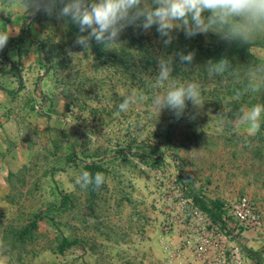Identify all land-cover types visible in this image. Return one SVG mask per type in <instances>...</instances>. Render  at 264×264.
<instances>
[{
    "label": "rangeland",
    "instance_id": "rangeland-1",
    "mask_svg": "<svg viewBox=\"0 0 264 264\" xmlns=\"http://www.w3.org/2000/svg\"><path fill=\"white\" fill-rule=\"evenodd\" d=\"M21 23L0 50V264H177L160 214L179 195L224 208L248 198L262 227L242 245L251 264H264V113L255 133L236 119L250 106L214 110L208 100L186 101L179 118L165 108L155 119L148 101L117 116L121 93L160 91L151 79L170 54L146 46L155 25L126 27L120 51L94 40L85 51L75 40L87 33L68 18L27 13ZM180 33L164 51L184 82ZM217 48L264 59L258 46ZM81 171L102 173L104 184L75 185Z\"/></svg>",
    "mask_w": 264,
    "mask_h": 264
},
{
    "label": "clouds",
    "instance_id": "clouds-1",
    "mask_svg": "<svg viewBox=\"0 0 264 264\" xmlns=\"http://www.w3.org/2000/svg\"><path fill=\"white\" fill-rule=\"evenodd\" d=\"M22 6L28 14L43 12L48 16L55 15L57 19H70L80 33H87L75 40L85 51L93 40L105 50L120 51L123 45L119 37L130 25L143 30L155 25L165 46L172 42L174 29H183L187 38L212 32L224 40L240 41L249 46L264 38V0H22ZM205 12L207 16L203 15ZM8 39L9 32H0V50ZM193 56L191 52L179 54V59L181 63L191 64ZM172 62L171 56H162L157 61L158 73L151 80L160 91L150 97L135 91L121 93L120 102L114 106L112 101L114 114L119 116L131 105L146 101L150 102L155 119L165 108L173 110L179 118L184 113L186 101L195 107L202 106V83L198 80L177 81L171 75ZM203 70L209 80L231 74L235 78L242 77L248 91L264 92V59L248 63L240 70L233 68L227 59L215 63L209 60ZM239 95L237 91L235 96L238 98ZM262 113L264 103H256L246 111L241 110L236 119L248 132L255 133L261 128ZM216 131L223 132L222 120ZM74 179L75 185L81 188L90 185L99 188L105 182L104 175L99 172L81 171Z\"/></svg>",
    "mask_w": 264,
    "mask_h": 264
},
{
    "label": "built area",
    "instance_id": "built-area-1",
    "mask_svg": "<svg viewBox=\"0 0 264 264\" xmlns=\"http://www.w3.org/2000/svg\"><path fill=\"white\" fill-rule=\"evenodd\" d=\"M196 201L193 196L179 195L173 208L160 214L162 230L174 233V240L170 242L172 261L177 264H251L242 242L243 238L257 237L262 220L250 200L242 197L227 208L222 206L218 219L200 208Z\"/></svg>",
    "mask_w": 264,
    "mask_h": 264
},
{
    "label": "trees",
    "instance_id": "trees-1",
    "mask_svg": "<svg viewBox=\"0 0 264 264\" xmlns=\"http://www.w3.org/2000/svg\"><path fill=\"white\" fill-rule=\"evenodd\" d=\"M203 15L207 16L208 13L205 12L203 13ZM198 35L187 38L184 33H180L177 38L183 39V46L180 47L175 45L174 53L179 52L182 54H188L189 52H191L194 54L191 64L185 62V64H187L185 68L187 69L177 73H183L186 71L184 73L185 75L190 74V76L186 78L187 81L198 80L202 83V96L204 101L208 100V103L214 106V110H216L218 107H222V109L227 108L229 111L237 107L251 106L256 103H264V92L253 93L251 91H248L247 83L242 77L235 78L231 74H229L222 78L209 80L205 76L203 70L204 65H206L209 60L215 63L221 59H227L232 67L236 68L237 70H240L242 66L248 63L259 62L262 59L249 57L247 55H244V53L238 55L236 54V52H247L255 46L264 48V38L258 39L254 45L249 46L248 44L240 41L224 40L218 34H215V36L219 37L220 39L216 41H208L203 36H201V34ZM159 38L161 37L159 36L158 38H154V45L146 44V46L152 45L151 51L157 52L161 55L170 54V56L172 57V53H167L164 51L165 49L169 48V45L162 46ZM219 42L227 46V48L234 52L238 58L228 59L230 57V53H228V51L227 53L224 52L226 50H224L223 48L218 49L217 44ZM176 58L179 59V57ZM237 91L240 92L238 98L235 96V93ZM195 200H197L196 197ZM196 202L200 208L211 212L214 219L219 218V212L222 206L211 202L210 209H208L206 206L203 207V205H200L198 201Z\"/></svg>",
    "mask_w": 264,
    "mask_h": 264
},
{
    "label": "crops",
    "instance_id": "crops-1",
    "mask_svg": "<svg viewBox=\"0 0 264 264\" xmlns=\"http://www.w3.org/2000/svg\"><path fill=\"white\" fill-rule=\"evenodd\" d=\"M26 14L22 0H0V32H4V27L9 35L21 32V22Z\"/></svg>",
    "mask_w": 264,
    "mask_h": 264
}]
</instances>
